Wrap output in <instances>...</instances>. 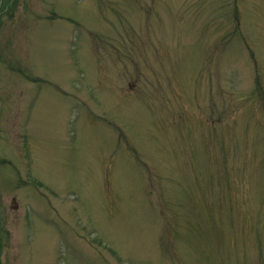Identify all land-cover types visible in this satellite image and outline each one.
<instances>
[{"label": "rangeland", "instance_id": "1", "mask_svg": "<svg viewBox=\"0 0 264 264\" xmlns=\"http://www.w3.org/2000/svg\"><path fill=\"white\" fill-rule=\"evenodd\" d=\"M0 264H264V0H0Z\"/></svg>", "mask_w": 264, "mask_h": 264}]
</instances>
